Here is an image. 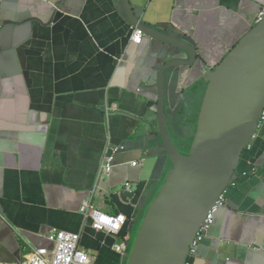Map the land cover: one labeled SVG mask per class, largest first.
<instances>
[{
  "label": "crops",
  "instance_id": "1",
  "mask_svg": "<svg viewBox=\"0 0 264 264\" xmlns=\"http://www.w3.org/2000/svg\"><path fill=\"white\" fill-rule=\"evenodd\" d=\"M263 6L264 0H0V262L50 247L46 236L58 229L81 233L94 264H126L113 250L120 241L93 230L80 209L89 200L124 214L129 225L120 237L131 244L135 222L169 170L168 163L158 167L156 105L174 50L147 36L131 41L132 16L197 49L195 66L161 74L170 134L186 143L206 75L257 25ZM112 145L121 150L109 173ZM225 197L188 262L264 264V131Z\"/></svg>",
  "mask_w": 264,
  "mask_h": 264
},
{
  "label": "water",
  "instance_id": "2",
  "mask_svg": "<svg viewBox=\"0 0 264 264\" xmlns=\"http://www.w3.org/2000/svg\"><path fill=\"white\" fill-rule=\"evenodd\" d=\"M136 18L137 23L131 18L134 28L174 50L161 74L197 64V49L190 40L147 28ZM161 74L156 105L162 142L158 167L168 163L169 170L132 251L124 256L127 264H186L202 223L232 185L264 109V20L206 75L187 155L181 152L185 144L178 146L169 131Z\"/></svg>",
  "mask_w": 264,
  "mask_h": 264
},
{
  "label": "built area",
  "instance_id": "3",
  "mask_svg": "<svg viewBox=\"0 0 264 264\" xmlns=\"http://www.w3.org/2000/svg\"><path fill=\"white\" fill-rule=\"evenodd\" d=\"M264 20V6L259 10L256 23ZM144 32L140 29L133 28L131 34V41L140 44ZM264 131V109L261 114L260 123L251 143L246 151L251 150L260 139L261 133ZM113 146V145H112ZM113 150L111 156L105 161V171L112 172L114 168V159L116 154L121 150V147ZM137 162H133V166H137ZM128 192H132L130 183L126 184ZM226 194V193H225ZM225 194L222 195L219 201L215 204L212 210L207 215L202 223L200 230L196 236L195 241L191 245L190 257L197 254L198 248L203 240L208 236L209 231L214 223L215 214L221 208L225 201ZM81 214L90 223L93 230L103 232L108 236L120 241L113 247V250L122 256H127L129 250L127 249V239H122L120 236L123 230L129 225V219L121 213L111 214L102 211L93 205V201L85 200L80 209ZM50 242L49 246L32 248L31 253L18 262H0V264H94V258L83 247H81V233L68 232L54 229L53 232L48 233L47 236ZM189 261V260H188ZM186 264H190L187 262Z\"/></svg>",
  "mask_w": 264,
  "mask_h": 264
},
{
  "label": "rangeland",
  "instance_id": "4",
  "mask_svg": "<svg viewBox=\"0 0 264 264\" xmlns=\"http://www.w3.org/2000/svg\"><path fill=\"white\" fill-rule=\"evenodd\" d=\"M180 128L182 129V130H184V128L182 127V125L180 126ZM174 139H175V142H176V144L178 145V146H181V147H183V141H182V139H180V138H177L176 136L174 137ZM191 142L192 141H190V142H188V144L187 143H184L185 144V146H184V148L183 149H181V152L183 153V154H188L189 153V147H190V145H191ZM165 180L166 179H164L163 181H160L159 183H157V190H155L154 192V197L147 203V205H146V207L144 208V214H143V216L140 218V219H138L136 222H135V224H134V227H133V229H132V231H131V244H130V246H129V251H132V249H133V246H134V244H135V241H136V238H137V236H138V234H139V231H140V226L142 225V222H143V220H144V218H145V216H146V214H147V212H148V210H149V208H150V206H151V204L154 202V200L157 198V196L160 194V192H161V190H162V188H163V185H164V183H165ZM135 189V188H134ZM134 192H135V190H134ZM151 195V194H150ZM116 242H118L117 240H116ZM95 262V261H94ZM126 264H127V260H126Z\"/></svg>",
  "mask_w": 264,
  "mask_h": 264
},
{
  "label": "clouds",
  "instance_id": "5",
  "mask_svg": "<svg viewBox=\"0 0 264 264\" xmlns=\"http://www.w3.org/2000/svg\"><path fill=\"white\" fill-rule=\"evenodd\" d=\"M133 28H134V27L131 28V34H132V29H133ZM136 29H138V28H136ZM144 36H146L145 33H144ZM144 36L142 37V41H143V39H144ZM130 39H131V37H130ZM142 41H141V43H142ZM133 42H134V41H133ZM136 164H137V163H136ZM137 166H138V164H137ZM137 166H134V167H137Z\"/></svg>",
  "mask_w": 264,
  "mask_h": 264
}]
</instances>
